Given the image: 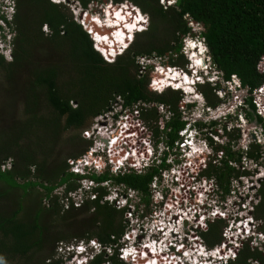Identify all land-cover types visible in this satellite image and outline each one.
<instances>
[{
    "label": "trees",
    "instance_id": "1",
    "mask_svg": "<svg viewBox=\"0 0 264 264\" xmlns=\"http://www.w3.org/2000/svg\"><path fill=\"white\" fill-rule=\"evenodd\" d=\"M13 1L11 19L0 11V20L13 33L11 60L6 61L0 54V90L13 81L16 87L7 88L18 90L22 97L11 114L8 112L4 116L0 100V116L5 119L4 124L0 121V166L7 159H12L8 169L0 167V182L9 188L0 190V264H63L60 259H53L54 243L97 239L102 245L111 246L118 242L125 230L123 209H117L108 201H100L103 192L97 199L82 200L79 206H75L73 199L66 194L60 199L52 194L62 185L66 192L77 189L78 179L83 178L68 170L71 161L86 152L91 144L81 136L83 130L95 116L107 110L117 96L123 100V106L154 101L169 105L172 111H176L180 104L176 90L166 89L159 93L152 87L148 71L139 75L136 58L142 55L167 56L170 64L184 66L181 48L182 38L190 32L184 19L188 14L204 25L202 36L224 78L236 74L242 85L257 88L264 82V73L257 70L258 59L264 54V0H176L174 5L166 8L159 0H112L115 4L132 2L148 15L149 20L146 29L136 32L128 47L112 62L104 60L94 48L91 36L73 19L66 4L50 0ZM81 3L86 7L89 0H81ZM43 25L46 31L42 29ZM174 57L182 58V62ZM17 75L23 80H14ZM198 87L208 104H217L218 97L212 92L213 87L209 84ZM142 116L148 124L156 117L155 111L150 109L143 111ZM248 116L252 119L251 113ZM256 121L262 123L259 117ZM183 125L184 122L178 118H170L164 131L154 125L150 129L155 136L164 132V141L172 149ZM167 128L169 132L165 131ZM262 128L264 136V124ZM64 133H69L74 149L66 155L67 159L53 164L49 161L48 152ZM251 146L246 155L258 160L262 149L259 145ZM229 147L227 144L216 146L215 150L222 151L226 159L221 160L220 166L214 165L213 170L206 171L210 177L215 174L225 195L231 190L229 180L235 173L229 161L240 160L239 153ZM95 160L93 156L90 162ZM164 165L163 157L160 166ZM150 170L145 174L119 172L116 177L107 175V172L99 176L91 173L89 177L100 182L112 179L146 192L149 183L159 175L157 167ZM36 186L42 188L40 193L49 203L43 205L34 201L27 206L31 214L28 216L26 212L19 218L22 198L29 196ZM18 189L22 194L17 198L16 208L6 212L2 206L3 199L12 194L14 200ZM257 196L259 201L252 214L264 221L263 185L257 190ZM63 201H66L67 208H64ZM86 213L91 217L89 224L81 219L86 225L83 230L55 232L62 227H72L73 218ZM222 222L218 219L209 223L206 231H201L208 246L221 241ZM107 260L111 264H127L118 257L117 250L108 257L105 251L94 255L86 264H103ZM250 260L264 264L261 252L246 245L238 258L228 264H250Z\"/></svg>",
    "mask_w": 264,
    "mask_h": 264
},
{
    "label": "built area",
    "instance_id": "2",
    "mask_svg": "<svg viewBox=\"0 0 264 264\" xmlns=\"http://www.w3.org/2000/svg\"><path fill=\"white\" fill-rule=\"evenodd\" d=\"M8 1L9 0H0V11L5 17L11 19L14 13V8L13 11L11 8L10 13L7 12L6 4ZM52 1L57 2L58 0ZM77 1L79 2L80 0ZM175 1L176 0H160L161 5L164 8L173 5ZM90 2H92V0H90ZM118 4H120L121 9L126 10V1L115 5L118 6ZM130 8L138 9L135 5H130ZM81 11L82 8H80V11L75 13V15ZM184 17L186 20L188 19V23L192 28L197 26V23H195L188 14ZM144 18L143 22L137 24L139 25L138 29H145V27H147L144 25L146 20L148 21L146 14L144 15ZM77 22L79 21L77 20ZM83 26L85 30L91 34V24L85 23ZM98 44L101 45L100 42ZM105 56L108 61L113 60V57L107 55ZM145 57H148L147 59L150 61L154 58H162L155 55L138 56L137 58H139V60L136 58V62L139 65V75L150 69V61H147ZM206 60L210 61L215 67V77L208 76L206 73L200 75L195 72V80L199 79L203 82L209 81V84L213 87L214 93L221 100L225 99V94L228 90H230L232 92L233 99L240 102L243 96V91H246L247 88L245 87L244 89L239 90L238 87L241 85L235 75L225 79L224 76H222V73L217 69L216 65H214L211 58L207 56ZM160 67L164 70L171 71L170 73L174 72L173 75H180L183 72V70L177 66L167 65ZM258 69L264 71V55ZM175 72L177 73L175 74ZM152 75L153 72L151 73V76ZM161 80L165 82L164 78L150 80L152 87L157 92H161L170 86L172 87L171 84L161 83ZM195 80L191 81L194 83ZM254 93L256 94L255 102L258 107V113L264 116V82L257 88H254ZM117 102H119V104ZM113 104L117 105V110L115 111L112 106ZM159 105L161 106L160 109H165L168 114L164 116L168 121L172 115L171 111L163 104ZM222 105L223 104H221V106ZM150 106L151 103L144 104L143 102H137L131 106H123V100L120 96H117L115 101L107 110L95 116L92 120L93 123L95 122V124H99L102 128H107L108 125L106 124H108L107 119L109 120V116L106 114L108 112L112 114L113 111L119 113V115H114V113L112 115V121H118L112 131H110L106 136H103V133L101 134V129H98L97 127H94L90 134V128L89 130L87 128L83 130L84 136L91 137V139L95 137V141H97L98 146L101 149L94 150V148H92L86 151L82 154H85V157H81L75 162H72V166L68 170L74 173L77 172L80 170L79 166L87 164L91 154L95 152H103L107 156V162L112 163V170L116 172L119 171L121 173H128L132 170V168L138 170L141 169L142 166L147 165L153 150L151 147L150 150L148 148L146 149L143 144H139V134L137 133V130L139 127L143 128L140 120V118L143 117L142 111L149 109ZM207 109L211 111L218 109V107L213 109L208 106ZM157 123H161V118H158ZM165 123L166 121L162 120L161 130L164 129L163 126ZM146 129L148 128L146 127ZM183 133V129L178 131L179 136H183ZM101 136L107 141L106 145L103 142L104 139L100 138ZM256 139L258 142L261 141V136L256 135ZM143 140H145V138H143ZM146 141H149L150 145L152 139L147 137ZM221 142L224 143L223 139ZM152 143H155L154 135ZM186 143H188V141L183 139L178 143V145L179 147H182L186 145ZM221 153L223 152L221 151ZM261 157L264 158V151L261 152ZM244 159L246 160L247 158L244 157ZM94 167L96 170H99L102 165L96 163L94 164ZM192 175L195 176L196 174L192 172ZM179 177L180 178L174 176V179L178 180L180 189L171 190L169 201L165 203V206H161L162 208L153 207L152 212H150L147 216L139 218L132 216L134 203L129 205L130 208L127 212V217L130 219L133 218V223H129L125 226V230L119 237L117 243H114L111 246H105L97 239H90L88 241L81 240L75 245L73 244L75 257L77 255L80 256L81 253H85L82 258L78 256V259H80L76 261L75 264H86V262L92 259L94 255L104 251L105 256L108 257L112 255L115 250L118 251V257L127 264H227L230 261L236 260L240 250L246 245L252 250L260 249V252L264 255V240L261 239V236H264V228H262L263 220L256 219L252 214L255 205L259 201L257 191L254 192V197H251V204L250 207H248L244 204V200L242 199L244 194L240 193L239 189H237V191L231 189L226 195L222 190H215L210 187L208 189H183L185 187L184 184L191 187L193 185H191L189 180L181 178L180 175ZM153 191L156 194H159L158 191L154 189ZM234 193L236 194L235 197L237 199L240 197V200L237 202L238 204L235 200L233 202V200L226 199V196ZM158 197H161V195L159 194ZM103 199L111 200L113 203L116 200L114 198H110V196L104 197ZM80 203V200L74 201L75 206L80 205ZM125 203V198H121L115 201V207L123 208ZM236 205L241 206L237 207ZM139 209L140 212H142L143 209L145 210V207L140 206ZM242 209H247L248 214H252L253 217L235 214ZM253 218H255V221ZM217 219L223 220L224 223L221 230L222 239L213 246H208L201 234V231H205L207 229V225L209 223H213ZM252 223L254 224L253 226H251ZM254 226H259L258 230H254ZM173 230H178L179 233H176V235L168 238ZM255 231H258L259 234L254 233ZM260 241L263 242L259 243ZM59 245L61 246L63 243ZM67 246L68 245H65V247ZM76 247L78 249H75ZM61 248H63V246H61ZM68 253H70V250ZM250 261L256 262L255 264H260L256 260ZM103 264L111 263L107 260Z\"/></svg>",
    "mask_w": 264,
    "mask_h": 264
},
{
    "label": "rangeland",
    "instance_id": "3",
    "mask_svg": "<svg viewBox=\"0 0 264 264\" xmlns=\"http://www.w3.org/2000/svg\"><path fill=\"white\" fill-rule=\"evenodd\" d=\"M50 1H52V0H50ZM58 1H61V0H58ZM126 2H127L128 7H130V5H133V3L130 1H126ZM62 3L66 4L68 6V8H69L68 10L71 11V13L73 14L74 20H76V21L78 20L80 22V24L85 25L86 22L82 18L79 19L80 18L79 13L77 15H75V13H77L79 11L80 7L83 6L81 1H80V5L76 4L75 1H71V0L69 1L70 4L67 3V0H65ZM159 3L161 4L160 0H159ZM14 4H15L14 1H11V0L8 1V3L6 4L7 12L10 13L11 8L13 11ZM85 8L88 12L87 14H88L89 22L91 23L93 21H96L97 24L100 25V27L97 28V32L99 33V35H103L104 38L102 39L101 36H98V38L101 39L103 42L97 41L96 43H97V45H99L98 42H100L101 45H99V47L103 53L105 52L106 54H108V53L114 54L115 52H117L118 48H120L119 45L120 46L125 45L124 37L126 36V34H128L126 32V29L129 31V29L131 30L132 28H135V27H131L129 25V27L126 28L127 23L123 24L121 17H119V15H117V14H114V11H120L121 10L120 4H118V6H116L115 3L112 2V0H92V2H90V0H89V3L87 4V6ZM136 11H137V9H136ZM140 12H141V10H140ZM141 14H142V16H141L142 18L139 21H142L145 19L144 18L145 13L141 12ZM146 16L148 18L147 14H146ZM184 19H185V17H184ZM148 22H149V20L148 21L146 20L144 25L147 26ZM186 24L189 25L188 19L186 20ZM0 26L4 30V31L0 32V54L3 55V57L5 58L6 61H9L12 58V55H11V48H12L11 37H12L13 33L10 32V30L6 27L5 23L2 22L1 20H0ZM136 28H139V25H136ZM42 29L43 30L46 29L44 25L42 26ZM194 29L196 30V32L194 34L191 33V30H190V32L186 36H184V38H183L184 43H183L182 49L186 48L189 50L190 42H194V41L196 42L195 45L201 44L202 47L205 45V43L202 40L201 34L199 33L200 28H198V29L194 28ZM90 32L92 34V31H90ZM190 35H191V37H190ZM92 38H94L96 41V38L94 36H92ZM129 38H130V35H129ZM133 39H134V37H133ZM95 41H94V44H95ZM128 42H129V40L126 41V43H128ZM193 57H194V55H193ZM139 58H137V60H139ZM147 58L148 57H145V59H147ZM174 58H176V60L179 59L180 62H182V58L181 59L178 57H174ZM184 58L188 59L189 62L193 61L190 63L192 69H189V68L183 69V72L180 75H174V76H173L174 72L170 73L171 71L164 70L160 66L178 65L179 68L180 67L184 68L185 65L182 66L181 64H177V63L170 64L169 57H167V56H162V58H159L160 60L158 58L151 59V61L149 59H147V61H150V64H153V66H154L152 68L150 67V69L147 70L148 76H149V81L153 80V79L158 80V79L164 78L165 82L161 80V83L171 84L173 88H165L163 91H166V89L167 90L168 89L176 90L181 101L191 100L190 96H188L190 91H189V88H187V86L189 83L188 81L193 80L194 78L189 79L188 76L186 75V72H188V74L190 76H193L195 74V72L198 71V69H203V73H206L208 76H211V77H215V73H216V69H212L211 64H210V67L205 66V68H204V65H201V64L196 65L194 63L193 58L190 55L188 57L186 54L183 53V60H184ZM189 58H191V61L189 60ZM152 72H153V75L151 76ZM176 73L177 72H175V74ZM170 77H173V81L171 80ZM18 79L21 80L22 77H19L17 75V78L14 80H18ZM176 80L178 81V83L174 82ZM20 85H21V83H20ZM177 86L179 88H183L185 90V92L178 89ZM7 87L14 88V87H16V85L14 84L13 81H11L10 83L5 85L4 90H0V100H1V104H2L1 109L3 112L2 116L7 115L8 112L11 114V112L14 109V106L18 102V99H20L22 97L21 93H19L18 90L16 92V90L14 91V90H11ZM208 88H209V86H206V89H208ZM195 89H196V87H195ZM197 89L200 90V88H197ZM195 92L197 93V91H195ZM198 95L199 96H194L192 98H194V99L196 98L197 101L202 100V96L200 94H198ZM117 103L119 104V102H117ZM195 104L197 105L198 102H196ZM186 105H188V103H186ZM112 106L114 108V111L117 110V105L113 104ZM150 107L159 111L160 117L157 116L155 119H153L151 124H148L146 122V120L143 117H141L140 120H141V125L143 126V128L139 127L137 130V133L139 134V139H138L139 144H141V145L143 144L146 149L147 148L150 149V147L152 148L153 152L149 158L151 160L153 153L156 151V148H158V151L160 152L161 149H165V148H167V146H166L165 141H164L166 137L163 135H159L157 137V139H158L157 141L160 142V144L152 143L153 133L150 130V126L154 125V126L158 127L159 129H162L161 123H162V120L167 121V119L164 117L167 113H166L165 109H160L161 106L159 104L158 105L156 104V106L151 105ZM194 109H195V107H194ZM114 111H113L114 115L115 114L119 115V113H116ZM200 112H201V110L196 111V113H200ZM113 113L110 114L108 112L106 114L109 116V120L107 119L108 124H106V125H108L107 128H102L99 124H95V122L93 123V121H91V123L87 127L88 130H89V128L91 129L89 134L92 132V129L94 127L101 129V134L103 133L102 134L103 136H106L110 131H112L116 122H118L116 120L112 121L111 118H112ZM181 115L183 116V112L181 113ZM158 118H161L160 124L157 123ZM0 121H2L1 124L5 123V119L1 118V116H0ZM237 122L238 121L232 120V123H234V125L241 127L244 130V132H246V133H244V138L241 140L239 139V143H237L236 141H238V139H237L236 135L226 134L225 137L223 138L224 143L220 142V144H219L218 142H215V140H214L216 138L215 134H211L212 140L208 141V143H209V145H211V147L208 145V143L205 144V146H204V148L207 149L206 155L208 156V159L203 163L197 162V160L195 158V157H197V153H194V151H196V146H195V149L192 150L190 154L186 153L187 143H186V145H184L182 147H179V145H177L173 149H169L168 150L169 154L167 156L166 163L168 165H170L172 162V165H170V167L172 166V169H167V170L162 169L161 175L155 176L153 178V180L151 181V183L149 184V189H180L178 182H171V180H170V178H172L174 180L173 176L180 178L179 175L181 176V178L189 180L191 185H193L191 187V186H186L183 183L185 186L183 189H208L209 187H211V189H219L217 186L210 184L211 181L213 182V177L208 176L206 171H207V169H212L211 166L213 164L209 165V162H214V164L216 166L221 165V160L224 159V157L226 158V156L223 155V153H221V151H216L215 149H216L217 144H219V145L227 144V145H230L229 148L232 151H235L238 148L239 151H236V152L239 153L241 151V157L243 156L242 158H240V160H239L240 162L237 161L236 163H234V161H231V162L229 161L230 162L229 165L233 166L235 169L234 175H232L230 177V180H229L230 189H234L235 191H237V189H239L240 193L244 194L242 196V199L244 200V204L246 206L250 207V204H251L250 200H251V197H254L253 196L254 192L257 191L259 189V187H261L262 185L264 186V158H262L260 156V158L258 160H254L253 158H251V157L249 158L246 155V151L252 148V146L250 144H247L248 140H249V137H247V133H248L249 129H252L255 127V123H253L255 121H251L247 125L244 124L245 123L244 121H242V123H237ZM101 123H103V122H101ZM146 127L148 129H146ZM231 133H233V132H231ZM188 134H189L188 132L183 134L184 138H186V136ZM256 135L259 136V133L257 132ZM81 136L84 139H87V141L90 140L92 142L91 144L88 145V148L86 149V151H88L92 148H94V150H100L101 149V148H99L97 141H95V137L91 140V137L84 136V135H81ZM147 137L149 139L150 138L152 139L150 145H149V141H146ZM100 138H104V137L101 136ZM143 138H145V140H143ZM228 139L231 141H228ZM219 140L220 139H218V141ZM188 143H189V141H188ZM83 144H85V142ZM254 145H259V147L262 149V151H264L263 150L264 149V143H262V141L258 142L256 140V144H254ZM73 149H74V147L70 143V140H69V133H64L61 136V138L58 139V141L53 145V149L48 152L50 154L49 161L52 162L53 164L58 162V161L61 162V161L65 160L66 155L69 152L71 153ZM182 150H184V151H182ZM93 154L96 155L97 164L102 165L106 159L105 154L103 152H95ZM84 155H79L78 157H76V159L74 158L75 160H73V161L70 160V161L75 162L77 159H80L81 157H85ZM244 157L247 159L245 160ZM150 160H148L147 165H149L148 163H150ZM160 160H161V158L157 159L156 163H158ZM11 162H12V159H7L5 162H3V164H1V166H0L1 169H6V168L8 169L10 167ZM71 166L72 165L69 166V169ZM79 168H80V170H78V172L83 173V175L87 173V170L84 169L83 166H79ZM150 168L146 167L145 169H143L141 171L130 170L128 173L129 174H133V173L145 174V173H148L149 171H151ZM104 172H107V175H109V176H115L116 177L118 175L119 171L116 172V171L112 170L111 166H109V167L97 170L95 175L99 176L101 173H104ZM190 172H194L197 176L190 174ZM128 173H126V174H128ZM123 174H125V173H123ZM18 181L23 182L20 179H18ZM101 184H102V186H100V187H104V188L106 187L105 189H131V188H128L125 183H116L112 179H110L109 181H106V182H102ZM77 185H78V189L75 188V189L69 190L68 192H66V189H64V186L62 185V186L54 189L52 194L58 196L59 199L62 198V196H64V194H66L67 197L70 196L71 198H74L75 201H77V200H80V197L77 195V193H79L81 190H85L88 193L87 198L93 199L96 197V195H94L92 193L93 189H80L83 186L85 188H87L89 185H91L90 181H87L86 179H84V182H82V184H77ZM1 189H9V188L4 183L0 182V190ZM40 189H42V188H40L39 186H36L35 188H33L31 193L29 194V196L25 195L22 198V200H21L22 208H21V212L18 214L19 218H22V216L26 212H27L28 216H29V214H31L29 209L27 211V206L31 205V203L33 204L34 201H36L37 203L40 202L43 205H47L49 203L47 201V199L44 198L42 196V194L40 193V191H41ZM21 194L22 193H21L20 189L15 190L14 200H12V196H13L12 194L6 195L5 199H3V205H2L6 212L16 208L15 206H17L16 205L17 198L20 197ZM235 196H236L235 193L229 194L228 196H226V199L233 200V202L235 200L237 203L240 200L239 199L240 197L237 199ZM103 197H108V196L103 195ZM103 197H101V199ZM97 198L98 197H96L95 199H97ZM110 198H112V197L110 196ZM12 201H14V203H12ZM63 204H64L63 205L64 208H67L68 205H67L66 201H63ZM6 205H8V206H6ZM236 206L240 207L241 205H236ZM233 208H235V207H233ZM30 209L32 210V207H30ZM235 214L241 215V216L242 215L252 216V214H250V213L248 214L247 209H242L238 213H235ZM90 217H91V215H89L87 213L85 215H82V216L74 217L72 227H70V228L62 227L61 230H57L55 232L56 233H58V232L63 233L65 230H69V232L75 233V232L81 231L86 226L83 223L86 222V224H89V222H90L89 218ZM81 219H83L85 222L82 223ZM253 219L255 221V218H253ZM41 222H43V219L41 220ZM253 225L254 224L252 223L251 226H253ZM262 226L264 227V221H263ZM258 228H259V226H256L254 230H258ZM254 233L259 234L258 231H255ZM48 235L50 236L51 234L49 233ZM261 239L264 240V236H261ZM77 241H81V240L80 239L79 240L72 239L69 242L62 240V241H58V242L54 243L53 259H58V260L60 259L63 264H75L76 261H78L80 258L84 257V255H85V253H81L80 256L77 255L75 257V250L73 248V244L75 245L77 243ZM262 242L263 241H260L259 243H262ZM61 243H63V245H61V246H63V248H61V246L59 245ZM65 245H68V246L65 247ZM75 249H78V248L76 247ZM69 250H70V253H68ZM257 251H260V249H257ZM78 256L80 257L79 259H78ZM87 262H89V261H87ZM249 262H250V264L256 263V262H252V261H249Z\"/></svg>",
    "mask_w": 264,
    "mask_h": 264
},
{
    "label": "flooded vegetation",
    "instance_id": "4",
    "mask_svg": "<svg viewBox=\"0 0 264 264\" xmlns=\"http://www.w3.org/2000/svg\"><path fill=\"white\" fill-rule=\"evenodd\" d=\"M193 21L195 23H197V26H194V28H196V29L200 28L199 33L201 34L202 40H204L205 44L207 45L204 37L202 36V33L205 31L204 25L202 23L195 21V20H193ZM188 26L191 28L190 29L191 33L194 34L196 32V30L194 28H192L190 25H188ZM190 37H191V35H190ZM183 38H182V46L184 43ZM207 47H208V45H207ZM208 49H209V47H208ZM181 52H182V48H181ZM208 54L210 55L211 60L213 61L210 50H209ZM263 55L260 56V58L258 59V62H257V70L259 72H262V73H264V71L259 70L258 66L260 65V62L263 60ZM213 63H214V65H216L214 61H213ZM172 66L178 67V65H172ZM180 68L182 70L187 69V68L192 69L188 59H185L184 68L183 67H180ZM219 71L222 73V76H223V72L221 70H219ZM186 75L190 77L188 72H186ZM232 75H235L236 78L240 82L241 86L238 87L239 90L244 89L245 87L247 88V90L245 91V94H243L240 102L235 100V103L231 104V101L234 99H233L232 92L230 90H228L227 93L225 94L224 100H221L218 98L217 104L210 105L207 102L206 96L203 95L199 89H197L199 87H196V89L194 87V91L192 93L188 94V96H190L191 100L181 101V99H180V104L178 105L176 111H172L169 105L163 104L165 107H167L171 111V113H172L171 118H178L179 120L184 122L183 127L180 128L179 130L185 128L186 126L194 125L195 127L200 128L201 130H205L207 133H209V135L215 134V137H217V138L219 137L220 134H223L222 136H220V138H219L220 140H222L225 137L224 135H226V134L236 135L237 139H238V141H236V142L239 143V139L240 140L243 139L244 133H246V132H244V130L241 127L234 125V123H232V120L238 121L237 123H242V121H244L245 122L244 124H246V125L248 123H250L251 121H255V122H253V123H255V127L252 129H249V131L247 133V137H249L247 144H250V145L256 144V140H257L256 139V133L257 132L261 136L262 143H264L263 128H262V125L264 124V116L262 114L258 113V107H257L256 102H255L256 101V94L254 93V89L253 88L250 89L249 86H247V85H242L240 78L236 74H231L230 77ZM202 85L205 86V85H208V83H205ZM195 91H197V93ZM198 94H200L202 96V100L197 101L196 98L195 99L192 98L194 96H199ZM196 102H198L197 105L195 104ZM143 103L144 104L145 103H151V105L154 106L155 105L154 103H157V102H154V101L145 102V101H143ZM186 103H188V105H186ZM221 104H223V105L221 106ZM250 104H252L254 106V108L251 107ZM208 106L213 108V109L218 107V109L209 111L207 109ZM194 107H195V109H194ZM149 109L155 111L156 117L157 116L160 117V113L157 110H155L151 107ZM149 109H147V110H149ZM147 110H145V111H147ZM197 110H201V112L196 113ZM182 112H183V116L181 115ZM142 113H143V111H142ZM248 113L252 114V119L248 116ZM257 117H259L261 119L262 123H259L256 121ZM200 118H202L204 120H199ZM163 127H164V129H166V123L164 124ZM165 131L169 132V129L167 128V130H165ZM231 132H233V133H231ZM183 139H185L184 136L177 137L174 140V144H178ZM214 140H216V138ZM228 141H231V140L228 139ZM235 151H239L238 148ZM223 155H225V154L223 153ZM239 156H240V158L243 157V156L241 157V151L239 152ZM224 159H226V158L224 157ZM230 162H231V160H230ZM230 162H229V164H230ZM236 162L237 161H234V163H236ZM238 162H240V161H238ZM211 164H213L211 166V168L213 170V168L215 167L214 166L215 164H214V162H209V165H211ZM214 176H215V174H214ZM214 176H212L213 182L211 181L210 184H213L220 189L221 188L220 183L216 179V176L215 177ZM88 179H89V181H92V179H94V178L88 177ZM82 180L83 179H78L77 182H79V184H80ZM106 181H108V180L106 179ZM102 182H105V181H102ZM101 186H102V184H101ZM99 188H103V189H99ZM105 188L104 187H97V188H95V190L99 194L101 192H103V194L105 196H111L112 198H116V200H119L121 198H125L127 206L125 208H123L122 223L124 225V228L129 223L130 224L133 223V218L130 219L127 217V212L129 211V208H130L129 205L134 203V208L132 209V216L142 218L144 216H147L150 212H152L153 207L162 208L163 206H165V203L169 201V198L171 195L170 192L172 190V189H156V191H158L159 194L161 195V197H158L159 194H156L153 190H150V189H147V191L145 192L142 189H105ZM64 189H65V187H64ZM99 194H98V196H99ZM133 195H134V198L129 199V196L132 197ZM102 197H103V195H102ZM103 198L100 201H102ZM127 199H129V200H127ZM115 201H114V203H110V204L115 206ZM140 206L141 207L144 206L145 210L143 209V211L140 212V209H139Z\"/></svg>",
    "mask_w": 264,
    "mask_h": 264
},
{
    "label": "clouds",
    "instance_id": "5",
    "mask_svg": "<svg viewBox=\"0 0 264 264\" xmlns=\"http://www.w3.org/2000/svg\"><path fill=\"white\" fill-rule=\"evenodd\" d=\"M65 0H61V1H57V2H64ZM69 1L70 0H67V3L68 4H70L69 3ZM71 1H75V3L76 4H78V5H80V1L78 2L77 0H71ZM54 2V1H53ZM80 7V6H79ZM80 8H82V11L79 13V16H80V18H84L85 16H86V14L88 13L87 12V10H86V8L84 7V6H81ZM79 11H80V9H79ZM135 12V13H137L138 14V16H142V14H141V12H140V10H139V8L137 9V11H136V9H132L131 10V12ZM80 23V22H79ZM137 23H138V20H137ZM106 24V23H105ZM82 25V24H81ZM100 26V25H99ZM136 26V25H135ZM82 27L84 28V26L82 25ZM85 29V28H84ZM146 29V28H145ZM47 29H45V31H46ZM142 30H144V29H138V28H132L131 30H127L126 29V32L128 33L127 34V36H125L124 37V40H125V45L124 46H120L119 45V47L120 48H118V50H117V52H115L114 54H110V53H108L109 54V56H111V57H113V60H114V58L117 56V55H119V54H121L127 47H128V44L133 40V35L136 33V32H140V31H142ZM88 34H89V32H87ZM90 36H91V38H92V36H94V33L93 34H89ZM129 35H130V38H129ZM126 38V39H125ZM92 40H93V42L95 41V39L94 38H92ZM129 40V42L128 43H126V41H128ZM97 41H95V44H94V48L102 55V57H103V59L104 60H106V61H108L107 59H106V54H105V52L103 53L101 50H100V47L99 46H97V43H96ZM203 42H204V40H203ZM99 43V42H98ZM205 43V42H204ZM196 46H198V51H199V47H200V49L202 50V52H201V56H200V58H201V65H204V68H205V66L206 67H210V64H211V67H212V69H215V67L212 65V63L210 62V61H208V60H206V57L208 56L209 58H211L210 57V55L208 54V52H209V49H208V47H207V45L205 44L203 47H202V45L200 44H198V45H196ZM191 48L189 47V50H190ZM196 49H197V47H196ZM188 49H186V48H184V49H182V54L184 53V54H186L188 57H189V55H190V51H189ZM112 60V61H113ZM189 60L191 61V58H189ZM112 61H108V62H112ZM191 62H193V61H191ZM190 62V63H191ZM213 62V61H212ZM150 67L152 68V67H154L153 66V64H151L150 65ZM200 74V75H203L204 73H203V69H198V71H196V74ZM195 77V74L193 75V76H188V78L189 79H192V78H194ZM193 80H195V78L193 79ZM205 83H208L209 84V81H205V82H203V81H201V80H195V82H194V86L195 87H197V86H199V85H202V84H205ZM168 88H172L171 86L170 87H168ZM178 89H180V88H178ZM180 90H182V91H184L185 92V90L183 89V88H181ZM162 92V91H161ZM160 93V92H159ZM159 104V103H158ZM156 105V104H155ZM144 118V117H143ZM199 120H204V119H202V118H200ZM86 129V128H85ZM151 130V129H150ZM183 130H184V133L183 134H185V133H189L187 136H186V140L187 141H189V143H187V146H189L190 145V143H191V145H190V147L188 148V150H187V152L186 153H190L191 152V150L194 148L195 149V146H196V151H194V153H197V157H195L196 158V160H197V162H205L207 159H208V156L206 155V148H204V146H205V144H207L208 143V141L209 140H212V137H211V135H209V133H207L205 130H201L200 128H197V127H195L194 125H191V126H186L185 128H183ZM152 131V130H151ZM160 131H164V129L163 130H161L160 129ZM153 132V131H152ZM164 132H162V133H160L159 135H163L164 136V134H163ZM82 135H83V133H82ZM153 135H154V144H160V142H158L157 140V137L159 136V135H157V136H155V133L153 132ZM194 135V136H193ZM223 134H220L219 135V137L217 138L216 137V140H215V142H218L219 144H220V140L218 141V139L220 138V136H222ZM225 136V135H224ZM92 140V139H91ZM105 140V139H104ZM195 141V142H194ZM92 143V142H91ZM166 144V143H165ZM219 144H217V145H219ZM178 145V144H177ZM176 144H175V146H177ZM208 145H209V143H208ZM166 146H167V144H166ZM210 147H211V145H209ZM193 147V148H192ZM168 148V147H167ZM165 148V149H161V151L159 152L158 151V148H156V151L153 153V155H152V159H151V161H150V163H149V165H144V166H142L141 167V169H134V168H132V170H134V171H141V170H143V169H145L146 167H157L158 169H159V175H161V170L162 169H164V170H167V169H172V166L170 167V165H172V162H171V164L170 165H168L167 163H166V159H167V156H168V154H169V152H168V150L170 149V148ZM93 156H95L96 157V155L95 154H91V156H90V158H89V160H88V163L87 164H85V165H83V167H84V169H86L88 172L86 173V174H84L83 175V173H81V172H75V174H80V175H82L83 176V180L81 181V183L80 184H82V182H84V179H86L87 181H89V179H88V177H89V175L92 173V174H96V172H97V170H96V168L94 167V164H96L97 163V159L95 160V161H93V162H90V160H91V158L93 157ZM106 156V155H105ZM162 156V157H161ZM163 157H164V162H165V165L163 166V167H161L160 166V163H162V159H163ZM161 158V160L158 162V163H156V160L157 159H160ZM111 164L112 163H110V162H107V156H106V159H105V161H104V163L102 164V167L100 168V169H102V168H106V167H109V166H111ZM4 168V167H3ZM74 173V172H73ZM105 173V172H104ZM119 173V172H118ZM102 174V173H101ZM126 174V173H125ZM190 174H192V172H190ZM156 176H158V175H156ZM195 176H197V175H195ZM174 177V176H173ZM109 181V180H108ZM170 181V180H169ZM91 182V185H89L87 188H85L84 186L82 187V188H80V189H93L92 190V193L94 194V195H98V193H97V191L95 190V188H97V187H100L101 186V182L100 181H95L94 179H92V181H90ZM105 182H106V180H105ZM171 182H178V180H173L172 178H171ZM151 183V182H150ZM149 183V184H150ZM128 188H130V187H128ZM211 188V187H210ZM132 189V188H131ZM150 190H153V189H150ZM154 190H156V189H154ZM216 190V189H215ZM230 192V191H229ZM77 195L80 197V202L83 200H85V199H90V198H87V196H88V193L85 191V190H81L79 193H77ZM97 197V196H96ZM95 197V198H96ZM95 198H93V199H95ZM132 198H134V195L131 197V196H129V199H132ZM73 199V201H75V199L74 198H72ZM92 199V198H91ZM114 199H116V198H114ZM129 199H127V200H129ZM103 201H108L109 203H113L111 200H104L103 199ZM126 205H127V203H125L124 204V206H123V208H125L126 207ZM115 207V206H114ZM123 208H117V209H123ZM218 220V219H217ZM208 226H209V224L207 225V229H208ZM206 229V230H207ZM205 230V231H206ZM263 255V254H262ZM264 256V255H263Z\"/></svg>",
    "mask_w": 264,
    "mask_h": 264
},
{
    "label": "bare ground",
    "instance_id": "6",
    "mask_svg": "<svg viewBox=\"0 0 264 264\" xmlns=\"http://www.w3.org/2000/svg\"><path fill=\"white\" fill-rule=\"evenodd\" d=\"M126 8V10L125 9H121L120 11H114V14H117V15H119V17H121V20H122V23L123 24H128L129 23V25L131 26V27H136L135 25H137L138 23H141V22H143L144 20H142V21H139V20H141V16H138V14L137 13H135L134 11L133 12H131V10H132V8H130V7H125ZM83 20L86 22V23H89V24H91V26H92V34L94 33V37L96 38V41L98 40V41H102L101 39H99L98 38V36H101V38L103 39L104 38V36L103 35H99V33L97 32V28L98 27H100L98 24H97V22L96 21H93V22H89V20H88V14H86V16L83 18ZM137 20L139 21L138 23H137ZM130 30V29H129ZM126 34V33H125ZM103 42V41H102ZM196 44V42L194 41V42H190V56L193 58V60H194V63L197 65H199V64H201V58H200V56H201V52H202V50L199 48V51H198V46H196L195 45ZM196 47H197V49H196ZM106 54V53H105ZM106 55H108V54H106ZM193 55H194V57H193ZM196 60V61H195ZM174 76V75H173ZM172 80H173V77H170ZM175 83L177 82L178 83V81L176 80V81H174ZM189 83H188V86H187V88H189V93H192V91H194V83L190 80V81H188ZM177 88H179L178 86H177ZM181 89V88H180ZM104 139V138H103ZM190 145H191V143H190ZM190 145L189 146H187V149L186 150H188V148L190 147ZM193 148V147H192ZM192 150H194V148L192 149ZM191 150V151H192ZM191 153V152H190ZM189 153V154H190ZM178 226V225H177ZM176 226V227H177ZM175 227V228H176ZM175 228H173V229H175ZM201 228V227H200ZM176 233L178 234L179 233V231L178 230H173V232L171 233V235H170V237H168V238H171V236H174V235H176ZM229 263V262H228ZM227 263V264H228Z\"/></svg>",
    "mask_w": 264,
    "mask_h": 264
},
{
    "label": "water",
    "instance_id": "7",
    "mask_svg": "<svg viewBox=\"0 0 264 264\" xmlns=\"http://www.w3.org/2000/svg\"><path fill=\"white\" fill-rule=\"evenodd\" d=\"M243 94H245V91H243ZM235 103V100H232L231 101V104H234ZM103 142L105 143V145L107 144V141L106 140H103Z\"/></svg>",
    "mask_w": 264,
    "mask_h": 264
}]
</instances>
